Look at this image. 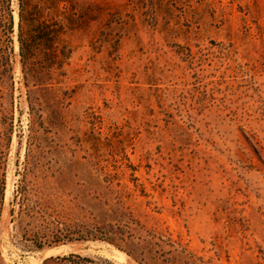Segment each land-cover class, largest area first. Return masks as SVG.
Listing matches in <instances>:
<instances>
[{"label": "rangeland", "instance_id": "374dc122", "mask_svg": "<svg viewBox=\"0 0 264 264\" xmlns=\"http://www.w3.org/2000/svg\"><path fill=\"white\" fill-rule=\"evenodd\" d=\"M21 6L68 27L61 67L37 48L24 70ZM10 10L0 264H264V0Z\"/></svg>", "mask_w": 264, "mask_h": 264}, {"label": "trees", "instance_id": "16d2710c", "mask_svg": "<svg viewBox=\"0 0 264 264\" xmlns=\"http://www.w3.org/2000/svg\"><path fill=\"white\" fill-rule=\"evenodd\" d=\"M1 4L2 13L0 15V27L4 35L9 37L10 34L13 33L14 26L10 10L11 0H3ZM19 19V55L24 70L36 53L37 48L48 49V52L58 61V66L61 67L63 59L66 57V48L60 44L61 34L64 33L68 27L63 24L62 21L58 22L56 25H51L53 20L28 15L23 9V6H21ZM4 60H6L5 55L1 57L0 61L3 62ZM57 260L69 262V264H95L89 258H82L75 255H71L68 258H57Z\"/></svg>", "mask_w": 264, "mask_h": 264}]
</instances>
